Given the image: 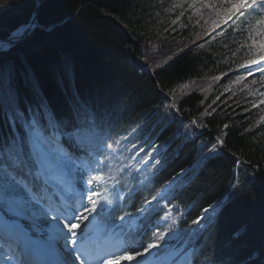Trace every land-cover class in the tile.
Returning <instances> with one entry per match:
<instances>
[{
	"label": "trees",
	"instance_id": "trees-1",
	"mask_svg": "<svg viewBox=\"0 0 264 264\" xmlns=\"http://www.w3.org/2000/svg\"><path fill=\"white\" fill-rule=\"evenodd\" d=\"M222 5L0 0V37L35 14L66 18L0 52V143L27 140L22 116L50 131L53 115L76 123L87 106L96 127L80 144L104 158L99 201H115L102 228L149 204L130 232L140 243L163 234L158 252L186 243L197 264H264V65L240 67L251 18L225 24Z\"/></svg>",
	"mask_w": 264,
	"mask_h": 264
},
{
	"label": "snow or ice",
	"instance_id": "snow-or-ice-1",
	"mask_svg": "<svg viewBox=\"0 0 264 264\" xmlns=\"http://www.w3.org/2000/svg\"><path fill=\"white\" fill-rule=\"evenodd\" d=\"M218 15L225 24L233 17L251 18L247 22L248 39L251 41L247 45L248 58L240 67L264 65V0H223ZM31 27L28 25L26 29L19 30L12 38H21L24 31ZM4 47L6 45L0 41V48ZM260 70L264 71V68ZM81 111L83 116L78 111L76 123L68 121L63 125L53 115L49 120V128L53 130L51 134L37 133V121H26L35 134L34 138L18 140L13 136L9 141L0 143V233L10 234L22 245L18 256L7 255L0 264H31L33 255L42 258L40 264H121V261L135 258L124 248L94 250L90 234L81 229L90 216L103 214L104 205L112 204L111 200L101 202L93 198L101 195L93 185L102 181L103 177L90 175L78 207L70 203L74 198V189L61 173L62 170L70 172L75 164L55 131L71 124L72 131L64 135L76 142L78 147L81 146L80 138H89L96 127L95 115L87 106H83ZM20 115L17 113V117ZM12 119L15 123L16 117ZM83 196L87 197V204L82 202ZM162 238L163 234L154 235L151 242L142 245L143 252L136 251V256L142 257L150 249L157 248Z\"/></svg>",
	"mask_w": 264,
	"mask_h": 264
},
{
	"label": "rangeland",
	"instance_id": "rangeland-1",
	"mask_svg": "<svg viewBox=\"0 0 264 264\" xmlns=\"http://www.w3.org/2000/svg\"><path fill=\"white\" fill-rule=\"evenodd\" d=\"M27 127V131H31L28 126ZM42 131V130H41ZM39 133V132H37ZM39 134H45L43 131ZM35 136L34 133L30 132V135H29V139L30 138H33ZM164 148L163 145H160L157 147V151H160ZM147 162H148V159L146 160H143L140 165H139V169L140 170H145L146 169V165H147ZM102 164V158H100L99 156L96 157V160H95V165L91 166L92 167V170H93V173L94 175L96 176H100V166ZM101 181L100 182H96L94 183L93 187L96 189V191H98L99 193H101L102 195V191H101V188H100V185H101ZM167 189V188H166ZM166 191V190H164ZM119 200H122L125 196V191L124 190H120L119 192ZM94 199H97L98 197H93ZM105 200H111L108 196L104 197L103 201ZM107 204H105L104 206H106ZM99 206V204H98ZM109 206V205H107ZM93 216L95 218H93ZM93 216H90L89 218L90 219H96V216L95 214H93ZM137 218H134L132 221L135 222ZM85 223V222H84ZM84 224H82L81 226H83ZM159 245V244H158ZM146 246V245H145ZM160 245L157 247V248H153V249H150L149 252L145 253L144 256L140 257V256H136V251L135 252H131L129 251L128 248H124V249H128V254L132 257H135L134 259H131V260H124V261H121V264H157L158 260L160 258H158L157 256V251L159 249ZM137 251H141L143 252V247H139V249ZM183 259L181 261L180 264H192V257H191V250H184L183 251ZM183 260L185 261V263L183 262Z\"/></svg>",
	"mask_w": 264,
	"mask_h": 264
},
{
	"label": "water",
	"instance_id": "water-1",
	"mask_svg": "<svg viewBox=\"0 0 264 264\" xmlns=\"http://www.w3.org/2000/svg\"><path fill=\"white\" fill-rule=\"evenodd\" d=\"M38 8H39V5H38ZM71 16L72 15H70L69 17H71ZM65 19L66 18H64L60 21L45 25V24H42V23L37 21V14H35V16H33L32 19L28 23H26L23 26H21L20 28L14 30L10 35H8L6 37H0V41H2L6 45V47L0 48V51L9 49L12 46H14L15 44H18L19 42H21L23 39H25L32 32V30L34 28L40 27L43 29H50L53 26H57V25L62 24L65 21ZM28 25H32V27L30 29L24 31V34L21 38H19V39H13L12 38L14 33H17L19 30L26 29Z\"/></svg>",
	"mask_w": 264,
	"mask_h": 264
}]
</instances>
